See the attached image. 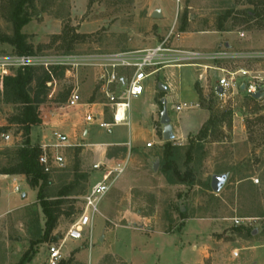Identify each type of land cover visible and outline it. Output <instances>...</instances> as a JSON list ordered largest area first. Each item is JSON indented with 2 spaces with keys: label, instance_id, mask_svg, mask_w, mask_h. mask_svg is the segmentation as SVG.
<instances>
[{
  "label": "rangeland",
  "instance_id": "374dc122",
  "mask_svg": "<svg viewBox=\"0 0 264 264\" xmlns=\"http://www.w3.org/2000/svg\"><path fill=\"white\" fill-rule=\"evenodd\" d=\"M10 1L0 0V34L8 37L14 34L8 16ZM246 1L33 0L28 9L29 22L21 33L25 44L32 49L31 54L43 55L146 50L163 42L169 48L208 52L219 41L220 46L213 51L223 49L224 41H228V51L233 53L264 51V30L256 29L253 21L246 22L240 17V11L251 8ZM222 3L234 10L225 23L229 32L221 36L210 32L215 28L218 14L224 11ZM157 10L161 16L153 18L152 13ZM183 18L187 19L184 35L180 32ZM15 54L13 46L0 42V56ZM210 65L229 72L264 70V63L244 59ZM18 70L0 71V82ZM34 71L41 74L47 70L36 68ZM86 74L80 72L78 83L84 105L72 109L52 102L73 84L63 75L46 82L44 102L37 110L41 121L58 123L65 127L64 131L68 130L69 147L63 151L67 168L65 172L57 171L52 175L50 193L53 195L71 185V195L60 200L61 215L44 238L46 219L37 201V190L31 189L23 176H15V183L13 177H0V264H19L29 256V264H46L48 247L61 244L76 219L81 198L96 180L92 167L101 160L102 152L93 145L108 141L112 134L100 128L96 120H89L90 112H101L103 108L85 106L88 102L102 101L95 80L86 79ZM218 76L210 70L207 81L193 87L192 82H197V69L185 67L167 68L145 80L143 85L149 88L152 98L137 108L144 113V132L137 138L136 145H145L148 141L152 146L127 148L126 153H118L114 148L107 150L105 156L110 152L112 160H124L126 170L103 199L101 215L93 219L91 236L87 229L81 240H67L61 249L60 264H123L120 259L105 254L116 250L128 257L131 244L142 242L137 231L125 228L146 234H173L172 239L179 241L178 232L188 224L202 241L201 254H209L202 264H264V98L251 100L239 91L220 99L214 94ZM168 81L173 91L167 93L166 110L172 124L176 116L191 115L193 126L202 120L197 108L190 107L195 104V90L200 94L198 109L206 115L201 126L194 128L185 139L170 141L182 147L175 166L183 182L175 176L174 184H168L160 171L159 161L166 141L157 134H162L159 122L162 93L158 84ZM36 85L34 81L30 88ZM29 94L32 96V91ZM150 103L156 105L157 112ZM177 105L183 110L176 112ZM20 110V105L5 103L0 95V128L6 127L10 137L5 142L0 135L1 167L8 161L6 149L13 152L24 143L21 126L10 123ZM204 125L208 127L207 135L196 137ZM38 134L31 132L32 143L49 141L48 134ZM189 142L195 147L191 161L187 162ZM246 173L250 181L240 183V175ZM214 175L226 176L218 193L210 187ZM15 187L19 188L18 192ZM246 229H250L251 234H247ZM186 248L190 251L191 246Z\"/></svg>",
  "mask_w": 264,
  "mask_h": 264
},
{
  "label": "built area",
  "instance_id": "2783aa9c",
  "mask_svg": "<svg viewBox=\"0 0 264 264\" xmlns=\"http://www.w3.org/2000/svg\"><path fill=\"white\" fill-rule=\"evenodd\" d=\"M240 37H243V34H240ZM234 59L264 63V51L233 53L228 51V47H223L218 51L202 52L169 48L166 42H163L151 49L112 53L69 52L57 55H5L0 56V71L12 68L19 70L44 68L61 71L65 78L71 79L73 83L67 87L71 88V93L61 106L65 105L72 109L83 104L79 95L78 83L80 72H86L88 75L86 79L93 78L95 80L102 101L99 103L88 102L85 103V106L91 108L99 105L103 108L101 112L98 110L90 112L89 120H96L100 128L104 129L107 134H112L115 127L128 124L130 103L144 93L143 83L145 80L166 68H196L198 83L207 81V74L210 70L217 72L219 76L215 82L214 94L220 99H226L232 93L239 91H243L248 97L257 92H263L264 70L238 69L229 72L210 65V63L218 61ZM182 109L181 105L175 107L176 112H180ZM9 139V135H3L5 142H8ZM37 145L40 151L37 161L45 173L65 167L63 151L69 147L67 134L54 130L51 132L48 142ZM151 146V143L146 144L147 148ZM127 148H131L129 144ZM92 168L97 172L98 179L81 198L80 205L76 209V219L67 230L61 244L48 247L46 264H60L61 249L67 240H81L87 229L91 236L93 219L96 215H101L100 205L125 172L126 162L111 159L97 163ZM18 190L19 188L15 187V191L18 192ZM235 222L238 223V221Z\"/></svg>",
  "mask_w": 264,
  "mask_h": 264
},
{
  "label": "trees",
  "instance_id": "16d2710c",
  "mask_svg": "<svg viewBox=\"0 0 264 264\" xmlns=\"http://www.w3.org/2000/svg\"><path fill=\"white\" fill-rule=\"evenodd\" d=\"M32 3L33 0L10 1L8 16L12 24L14 34L12 37L0 34V42L13 46L17 55H27L32 53L31 47L25 44L24 37L21 33V29L29 22L30 15L28 9L32 6ZM246 3L251 6V8L240 11V17L246 22L253 21V26L256 29L264 30V0H247ZM221 5L223 6L224 11H221V13L218 14V20L215 28L212 30L213 32H229V30L226 29L225 23L234 9L233 7H226L223 3ZM186 27L187 19L183 18L181 20L180 32H186ZM69 49L70 48L68 47V50ZM46 70V72L41 74L35 73L34 69H25L24 72L18 70L15 75L7 76L0 82V95L5 103L21 106V110L18 112L16 117L11 119L10 123L21 126L22 137L24 138L23 145L15 150H12L13 152L6 149L8 161L5 166H0V175L23 176L28 186L33 190H37V201L46 219V229L43 234L44 238L48 237L51 230L54 228V222H56L59 215H61L59 207L62 201L60 200L70 196L72 192L71 189L73 188L71 185H67L53 195L50 193L52 175L57 171L65 172L67 167L65 166L61 170H52L50 173H45L37 161L40 154L38 145H31L29 142L31 129L42 123L37 110L39 105L44 102L43 97L45 96L46 82L63 76L61 71L51 69ZM34 81H37V85L35 88L31 89V83ZM31 91L32 96L29 94ZM70 93L71 88L64 89L52 102L61 106L67 100ZM197 94L198 96L200 95L198 91ZM163 96L164 94L162 93L161 98H163ZM251 100L254 99L251 98ZM228 115L231 116V113H228ZM211 122L212 120L210 119V124ZM6 132V127L0 128V135H4ZM207 132L208 127L204 125L199 130L196 137H205ZM157 134L162 136L160 132H157ZM194 147L195 146L191 142L187 144V162L192 159L191 153L194 150ZM181 149L182 147L172 144L171 142H166L163 145L162 159L159 161L161 166L160 171L168 184H174L176 182L175 176L179 182H183V179L180 178L177 166H175L179 159ZM114 150L118 153H126L127 147H114ZM112 157L113 155L108 152V160H111ZM239 181L240 183L250 181V176L247 173L241 174ZM248 185L252 187V183H249ZM246 232L247 234H251L252 231L250 229H246ZM29 258L30 256L24 257L19 264H29Z\"/></svg>",
  "mask_w": 264,
  "mask_h": 264
},
{
  "label": "crops",
  "instance_id": "0c3cea01",
  "mask_svg": "<svg viewBox=\"0 0 264 264\" xmlns=\"http://www.w3.org/2000/svg\"><path fill=\"white\" fill-rule=\"evenodd\" d=\"M210 33H213V34L217 33V34H221L222 36V35H225L227 32H223V33L210 32ZM184 34H187V33L183 32L182 35ZM220 44L221 43L219 41L216 47L220 46ZM229 46H230V43L228 41H224L223 47H229ZM216 47H214V49ZM179 68H185V67H178L177 69ZM202 83L193 81L192 86L195 87L196 84H202ZM159 85H162L166 88V91H160V92L164 94L163 98H165L167 102V93L170 91H173L172 83L168 81L164 83H159L158 87ZM141 97L143 98L141 99ZM141 97L131 101L130 103L128 124L115 127V131L112 132L111 139H109L108 141L93 145L94 147L100 148V152H102L101 153L102 158L98 163L108 160V158L105 156V153L107 152L109 148L127 147L128 144L130 145L131 148H143V147H146L147 143H151L147 141L145 145L143 144L136 145V141L138 140L137 138L144 132V128H143L144 113L140 112V110H138L137 108L139 104H145L147 103V101H149L152 98V96L149 95L148 87H144V93L142 94ZM198 98L199 96L195 90V99H196L195 104L190 107L197 108L198 110L197 115H199V117L201 116L202 120L200 119L198 124L193 126L191 115L189 116L184 115L183 117L176 116L175 122L173 124L170 120L173 138L185 139L186 136H188L191 132H193L194 128H199L202 124V121L205 120L206 118L205 112L198 109ZM150 106L157 112V107L154 103H150ZM57 128H59L65 134H66V131H68V130L64 131L65 127H62V125H58V123H50L46 120H42V123L39 126L31 129L30 135H29V141L31 142L30 138H31L32 131L35 133V135H39L38 134L39 132L46 133L48 134V137L50 139L51 132L54 130H59ZM43 135L44 134H42L41 137ZM83 136L84 138L87 137L86 131L83 132ZM32 142H31L32 145L40 144V143H32ZM133 145L135 146L133 147ZM95 174H96V180H97L98 175L96 171H95ZM0 177L6 178V179L13 177L12 179L13 183L17 181L16 178H14L15 176L0 175ZM23 195H26V194H23ZM125 229L137 231L138 236L140 238L139 240L142 242H138L137 244H134V243L131 244V246L128 248L129 249L128 257H123L116 250L105 254V255H112L120 259V261L123 264H202L204 261V258H207L209 256V254L208 255L201 254V251L203 249H201L200 251L199 247L202 241L197 236L198 234L192 231V228L190 227L189 224L183 226V228H181V231L178 232L180 234V237L178 239L179 241H177L176 239H172L173 234H167V233H162V232H150L146 234V233L140 232L139 230H135L131 228H125ZM101 240L102 241L104 240V236L101 237ZM188 245L191 246L190 251L186 248V246Z\"/></svg>",
  "mask_w": 264,
  "mask_h": 264
},
{
  "label": "water",
  "instance_id": "95a60500",
  "mask_svg": "<svg viewBox=\"0 0 264 264\" xmlns=\"http://www.w3.org/2000/svg\"><path fill=\"white\" fill-rule=\"evenodd\" d=\"M161 16L160 11H154L152 13V17L153 18H159ZM159 90L160 91H166V88L162 85H159ZM218 92L220 93L221 90L219 89ZM251 98L254 100H260L262 98H264V91L263 92H257L253 95H251ZM161 105H162V109L160 111V115H159V122L162 125V138L164 141L166 142H170L173 138L172 135V127L170 124V118L167 114V110H166V99L162 98L160 101ZM155 169H157V164L155 165ZM226 180V176L225 175H214L211 178V182H210V187L211 190L214 193H218L221 189V187L223 186L224 182Z\"/></svg>",
  "mask_w": 264,
  "mask_h": 264
}]
</instances>
